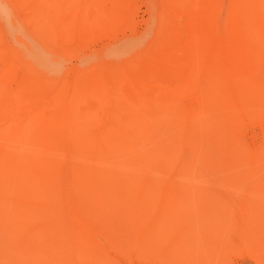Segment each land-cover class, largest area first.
Listing matches in <instances>:
<instances>
[{
	"label": "bare ground",
	"instance_id": "1",
	"mask_svg": "<svg viewBox=\"0 0 264 264\" xmlns=\"http://www.w3.org/2000/svg\"><path fill=\"white\" fill-rule=\"evenodd\" d=\"M117 1L103 0L105 8L97 12L106 17L102 23L109 28L108 15L118 9ZM168 7L167 30L141 76L130 84V99L125 103L112 100L104 114L71 112L79 103L76 98L66 100L63 90L51 91V83L27 72L21 79L0 77V85L16 84V99L43 102L56 110L53 118L60 139L56 151L58 161L65 162L53 167L57 207L48 215L53 221L37 228L30 215L18 220L21 225L26 221L44 241V263H60L59 253L72 234L68 226L63 227V210L71 215L66 224L71 218L69 227L85 232L79 235L81 245L94 238L95 250L106 245L128 253L130 243L115 231L132 226L148 210L140 203L132 209L123 206L116 209L117 216L104 221L109 208H95L97 199L126 205L137 195L149 202L158 193V198L181 195L179 191L188 185H176L180 182H216L218 188L220 182H232L236 190L243 189V183L264 182V0H169ZM187 92L198 98L192 114L183 107ZM255 126L262 134L257 147L246 141L248 129ZM87 156L100 169L88 165ZM193 185L192 192L197 194ZM82 186L97 189L86 193ZM64 196L73 199V205L64 203ZM256 202L250 200L239 210L244 225H236L234 250H245L264 264V206ZM217 209L227 221L228 214ZM7 217L8 212L0 208V232L27 251L30 246L21 241L24 237H14L16 229L3 222ZM17 218L14 213L11 223ZM49 249L56 253L49 256Z\"/></svg>",
	"mask_w": 264,
	"mask_h": 264
},
{
	"label": "rangeland",
	"instance_id": "2",
	"mask_svg": "<svg viewBox=\"0 0 264 264\" xmlns=\"http://www.w3.org/2000/svg\"><path fill=\"white\" fill-rule=\"evenodd\" d=\"M19 1L0 0V77L21 79L27 72L39 81L51 83L50 90H63L66 100L76 98L79 103L71 112L83 115L97 111L104 114L112 100L125 103L130 99V84L141 76L154 46L167 30L169 0H118L123 4L114 0L119 3V12L114 9L115 13L108 15L113 29L102 23L106 17L97 13L104 7L103 0ZM120 7L125 9L120 11ZM16 96L14 82L0 85V208L8 212L3 222L16 229L12 230L13 236L22 235L21 241L30 247L25 251L16 239L11 241L9 234L0 232V264H41L45 260L41 252L46 251L44 241L26 221L21 225L18 220L27 214L34 218L31 223L37 228L52 223L48 215L57 207V175L53 167L65 161H58L60 153L56 151L60 139L56 117L53 118L55 108ZM198 104V98L187 92L185 110L194 113ZM261 135L259 127L250 128L246 141L260 146ZM64 143L69 145L70 141ZM87 164L100 169L90 158ZM223 183L219 185L223 189L226 186L224 192L216 182L176 183L188 185V189L172 197L158 198L159 193L154 194L151 202L138 199V195L130 197L126 205L115 199H97L95 208H109L103 214L104 221L117 216L116 209L123 206L132 209L144 204L148 210L132 226L115 231L130 243L128 253L106 245L95 250L96 239L92 237V242L81 245L79 235L85 236V232L71 229V218L66 224L71 215L63 210V227L68 226L66 230L72 234L66 249L63 247L59 253V264H259L245 250H234V230L237 224L244 225L238 215L242 206L250 200L264 206V182L243 183L240 190L235 189V183ZM193 184L197 185V194L192 192ZM92 188L82 186L81 190L90 193L97 189ZM72 201L64 196V203L73 205ZM233 206L237 212L231 211ZM217 207L228 214L227 221ZM14 213L18 214L17 222L11 223ZM49 251V256L56 253Z\"/></svg>",
	"mask_w": 264,
	"mask_h": 264
}]
</instances>
